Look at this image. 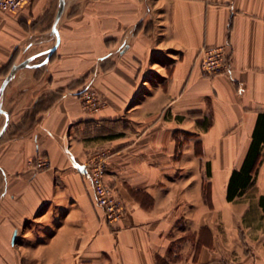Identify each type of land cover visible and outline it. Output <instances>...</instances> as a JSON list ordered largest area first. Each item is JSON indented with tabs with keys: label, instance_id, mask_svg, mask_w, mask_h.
<instances>
[{
	"label": "crops",
	"instance_id": "crops-1",
	"mask_svg": "<svg viewBox=\"0 0 264 264\" xmlns=\"http://www.w3.org/2000/svg\"><path fill=\"white\" fill-rule=\"evenodd\" d=\"M58 6L0 8V87L34 62L0 99V264H264V142L228 198L264 114V0H65L49 55ZM224 43L230 72L204 75ZM100 148L116 220L84 167Z\"/></svg>",
	"mask_w": 264,
	"mask_h": 264
},
{
	"label": "built area",
	"instance_id": "built-area-1",
	"mask_svg": "<svg viewBox=\"0 0 264 264\" xmlns=\"http://www.w3.org/2000/svg\"><path fill=\"white\" fill-rule=\"evenodd\" d=\"M27 0H0V8L8 11L19 10ZM232 56L228 44L204 47L201 53V68L204 75L212 77L220 73H229ZM85 108L93 111L100 110L103 99L94 88H87L82 93ZM111 154L109 148H100L93 152L84 167L88 169V177L94 187L97 204L104 210L109 220L118 219L124 211V205L115 192L114 187L106 179L108 160ZM51 165L45 156L34 159V168L41 170Z\"/></svg>",
	"mask_w": 264,
	"mask_h": 264
},
{
	"label": "trees",
	"instance_id": "trees-1",
	"mask_svg": "<svg viewBox=\"0 0 264 264\" xmlns=\"http://www.w3.org/2000/svg\"><path fill=\"white\" fill-rule=\"evenodd\" d=\"M264 142V114L260 115L254 132L250 150L240 171H234L228 187V198L232 199L242 187H245L252 179V174L260 155V146ZM264 205V197L261 199ZM164 264V263H163Z\"/></svg>",
	"mask_w": 264,
	"mask_h": 264
},
{
	"label": "water",
	"instance_id": "water-1",
	"mask_svg": "<svg viewBox=\"0 0 264 264\" xmlns=\"http://www.w3.org/2000/svg\"><path fill=\"white\" fill-rule=\"evenodd\" d=\"M64 8H65V0H59L58 10H57V13H56V16H55V20H54V23H53V26H52V33L56 35L57 40H56V44L49 50V55H50V53L52 51H54L57 48V46L61 42V34H60V31H59V28H58V23H59L61 15L63 14ZM30 61H31V58H26V59H24L23 61H21L19 63H15L12 66V68L9 71V73L6 75V77L4 78V80H3L2 84H1V87H0V99H1V97H2V95L4 93V91H5L8 83L13 79V77L17 74V72L23 67L34 65V64H31ZM0 112L4 113L5 116H6L5 122H4L3 126L0 129V138H1V136L3 135V133L5 132L8 124H9L10 115H9L8 111L5 110L2 107L1 104H0Z\"/></svg>",
	"mask_w": 264,
	"mask_h": 264
},
{
	"label": "rangeland",
	"instance_id": "rangeland-1",
	"mask_svg": "<svg viewBox=\"0 0 264 264\" xmlns=\"http://www.w3.org/2000/svg\"><path fill=\"white\" fill-rule=\"evenodd\" d=\"M31 64H34V62H31ZM4 122H5V116L4 114L0 113V129L3 126Z\"/></svg>",
	"mask_w": 264,
	"mask_h": 264
}]
</instances>
